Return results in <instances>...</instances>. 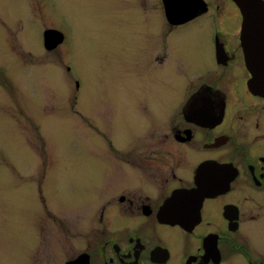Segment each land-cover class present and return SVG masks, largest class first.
<instances>
[{
  "label": "flooded vegetation",
  "instance_id": "flooded-vegetation-1",
  "mask_svg": "<svg viewBox=\"0 0 264 264\" xmlns=\"http://www.w3.org/2000/svg\"><path fill=\"white\" fill-rule=\"evenodd\" d=\"M202 1L181 0L178 22L162 0L107 7L108 24L147 31L116 42L91 189L62 211L41 197L0 264H264V13L246 14L243 36L233 0ZM23 55L0 66V96L22 113L36 102L13 84Z\"/></svg>",
  "mask_w": 264,
  "mask_h": 264
},
{
  "label": "rangeland",
  "instance_id": "rangeland-1",
  "mask_svg": "<svg viewBox=\"0 0 264 264\" xmlns=\"http://www.w3.org/2000/svg\"><path fill=\"white\" fill-rule=\"evenodd\" d=\"M138 1L0 0V22L9 26L7 34L25 39L5 44L1 37L6 31L0 27V66L10 63L15 51L31 60L19 70V81L16 76L11 83L22 87L26 99L36 101L26 103L22 113L11 102L12 95L0 96V250L18 243L19 237L23 241V221L37 212L41 197L58 211L86 199L91 183L85 174L97 170L93 158L101 145L92 124L98 126L103 90L113 102L119 73L116 42L147 31L138 23L108 24L107 7H138ZM144 2L155 7L160 0ZM31 7L40 12L34 15ZM49 26L66 36L63 45L52 50L42 42ZM19 114L25 117L21 125Z\"/></svg>",
  "mask_w": 264,
  "mask_h": 264
},
{
  "label": "water",
  "instance_id": "water-1",
  "mask_svg": "<svg viewBox=\"0 0 264 264\" xmlns=\"http://www.w3.org/2000/svg\"><path fill=\"white\" fill-rule=\"evenodd\" d=\"M202 3L203 1L200 0ZM235 4L241 9L244 14L243 18V36H246V28L248 26V20L246 14L253 11H257L260 14L264 13V1L263 0H233ZM162 3L168 14V19L171 22H178L180 20L181 13V0H162ZM247 7V8H246ZM250 7V8H248ZM251 7H255L254 9ZM175 18V19H174ZM63 41V33L54 28H48L43 32V45L46 50H52L56 48Z\"/></svg>",
  "mask_w": 264,
  "mask_h": 264
}]
</instances>
